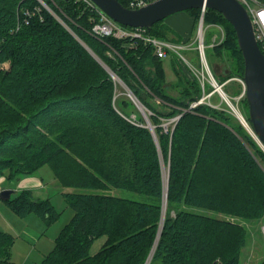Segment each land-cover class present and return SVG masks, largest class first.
I'll return each mask as SVG.
<instances>
[{"label":"trees","instance_id":"obj_1","mask_svg":"<svg viewBox=\"0 0 264 264\" xmlns=\"http://www.w3.org/2000/svg\"><path fill=\"white\" fill-rule=\"evenodd\" d=\"M117 1L132 9L134 0ZM43 2L55 15L38 0H0V178L20 180L48 166L60 186L72 190L63 196L74 215L41 264H146L162 219L164 168L166 213L150 264H240L246 230L195 210L263 222L262 147L226 110L206 103L191 108L211 88H203L190 69L174 62L176 82L168 83L153 46L96 38L94 14L83 4ZM26 11L34 14L28 18ZM191 11L200 19L201 10ZM205 24L225 30L215 50L227 51L234 69L224 81L244 78L233 24L208 8ZM169 33L159 22L146 31L174 42ZM107 68L144 105L157 141L135 103L118 96L120 83ZM179 116L166 130L163 125ZM112 189L146 199L115 196ZM4 202L22 218L34 214L48 225L59 218L50 199L35 198L30 190ZM15 240L0 232V264H11Z\"/></svg>","mask_w":264,"mask_h":264},{"label":"rangeland","instance_id":"obj_2","mask_svg":"<svg viewBox=\"0 0 264 264\" xmlns=\"http://www.w3.org/2000/svg\"><path fill=\"white\" fill-rule=\"evenodd\" d=\"M191 10H201V9L190 8L188 10H185L186 12L189 13L190 16L194 18L195 24L198 22L196 28L194 27V24L190 16L187 15L186 13H183L184 15L183 19L181 18V20L178 21L177 23L173 22V25L171 23L173 21V20L171 21V19L173 18H171L170 20L168 18L170 16L165 17L164 19L159 20L158 22L164 23L165 25L169 24V26H171L169 27L167 25L169 29L171 28L170 31L172 32V33H169L168 36L170 37V39H174V42L176 41H178L177 43L185 42L187 44L192 45L193 48H196V45H197L196 38H197L198 29L200 26V19H198L197 13H194ZM55 17L57 18L58 21H60L63 25H65V23L61 19H59L57 16ZM156 23H154L153 25H155ZM66 28L68 29L67 26ZM205 28H206L205 39H204L205 55L209 63V66L212 70V73L214 74L216 80L221 84L223 82H226L224 80L228 77L225 75V69L227 68L228 70H232L233 72L234 63L229 58L227 51H224L223 54L220 55L217 53L215 48L212 47L214 43V36L219 33L217 27L212 24L211 25L205 24ZM181 54L197 70H200V71L202 70V65L199 61V56L197 54V51L181 50ZM163 62H164V71L166 75V81L171 84L176 82V74L173 68L174 62L177 63L178 66L183 68L185 72H187V69H190L188 64L185 61H183L182 58L179 57L178 54L173 53V52H170L169 55L163 59ZM216 65L221 66V70L219 73L215 71ZM107 70L109 71L108 68ZM236 78H239V77H236ZM229 80L232 81L233 79L231 78ZM237 83L239 85L236 83L227 84L226 87L224 88V91L227 93L230 102L233 103L237 109H239L242 115L244 114L243 116H245V118L249 120L250 126L253 128L252 123L250 121V112H249V106L247 103V95L246 93H244L243 95V92H244L243 85L239 81H237ZM119 85L121 86V88L119 89L118 96L127 97L128 99L132 101L131 97L128 95V91L126 90V88L122 84H119ZM207 85L211 88L209 92L211 93L214 92V88L212 87L211 82H207ZM169 88L170 86L168 85L167 89ZM169 92L172 93L173 95H176V92L172 89H169ZM152 103H154V105H156L159 109H163V107L159 105L160 104L159 101L155 100ZM140 104L144 107L142 103ZM208 105L218 110H226L227 113L233 115L234 118L237 120V122L240 125H242V123L236 117L230 105L218 92L214 93L212 97L208 99ZM136 108L139 111V113L142 115V117L145 119L144 115L142 114L138 106H136ZM167 111L168 110H166L165 112ZM137 116L138 115L135 113L131 114V119L133 122L135 121L137 122L138 120ZM170 123L171 121L166 122L163 126L166 128L170 125ZM244 128L248 131V129L245 126ZM248 133L251 135L249 131ZM251 136L253 137V135ZM253 138L254 140H256L255 137ZM40 170L42 171V174L50 175L54 181V182L51 181L50 178L45 179L46 187L42 189L41 191H43V194H45L47 198H50L56 211L59 213V218L56 222L50 225L45 224L42 220H40L34 214H30L22 218V217H19L3 200L0 199V232L8 233L16 237V241L11 248V264H41L43 259L54 251L55 246H56L57 236L59 235L62 228L65 227L70 222L71 218L74 215V212L68 206L63 196V193L72 191V190L61 187L60 184L58 183L57 178L54 176L52 170L48 166H44ZM37 173L34 174L33 176H36ZM165 176H167V180H168V172H167V169L164 168V177ZM22 179L23 178H21L20 180ZM20 180H13V181L7 180L2 185H0V193L3 190H13L15 193L12 194L11 198H15V196L18 193L17 182ZM75 191L76 192H88V190H84V189H77ZM109 194H113L115 196L131 199V200H136V201H144L146 199L144 195H140V194H136L133 192L120 190V189H112L109 192ZM195 211L201 214H204V215L217 217L219 219L228 221L232 224L243 227L246 230L247 244H246V247L243 249L240 264H259L264 259V236L262 235L261 229H260L261 224H262V219L251 221V220H246L240 217L228 216L224 214H216L214 212H209L206 210H195ZM162 212H163L162 219L160 222V228H159L158 235L160 233L161 225L164 222L163 220L164 209ZM26 227H29L30 229L38 231V233L41 234V238L33 245L35 248H32L30 245L27 244V242L18 238V236L21 234V232L23 233ZM103 241H106V237L101 238L94 242L91 248V254H95L102 247V245L105 243V242L103 243ZM155 243L156 244L148 257L150 262L152 260L154 251L156 249L157 238H156Z\"/></svg>","mask_w":264,"mask_h":264},{"label":"water","instance_id":"obj_3","mask_svg":"<svg viewBox=\"0 0 264 264\" xmlns=\"http://www.w3.org/2000/svg\"><path fill=\"white\" fill-rule=\"evenodd\" d=\"M103 12L112 18L118 24L131 28H148L154 23L168 17L171 14L185 11L190 8L207 7L214 9L233 24L237 31L238 42L245 60L244 81L246 84L247 103L250 112V121L259 140L264 146V98L262 97L261 75L264 68V55L261 52L249 19L244 8L235 0H157L140 9H129L122 6L117 0H92ZM220 65L215 66V71L219 73ZM225 75L230 76V70L225 69ZM121 84L129 90L128 87ZM129 95V94H128ZM130 96V95H129ZM131 97V96H130ZM132 101L138 106L145 117L146 127L151 130L157 141L154 126L152 125L144 107L132 95ZM180 119V116H179ZM258 142V141H257ZM259 143V142H258ZM168 182V180H167ZM168 184V183H167ZM168 185L165 189L164 206L167 204ZM13 190H3L0 193V199L7 201L11 198ZM163 223L157 242L161 236ZM148 259L146 264H149Z\"/></svg>","mask_w":264,"mask_h":264},{"label":"built area","instance_id":"obj_4","mask_svg":"<svg viewBox=\"0 0 264 264\" xmlns=\"http://www.w3.org/2000/svg\"><path fill=\"white\" fill-rule=\"evenodd\" d=\"M41 5L47 9L49 12H51L53 15L54 12L51 11L49 6L43 2V0H38ZM77 3H81L85 6L86 9H88L91 13L94 14V17L91 19V22L93 23V27L91 30V34L99 39H105L108 37H114L116 39H140L144 41L146 44L151 45L155 49V54L158 58L164 59L166 58L170 52L176 53L179 55V57L182 58L183 61H185L190 71H192L198 78L199 81L204 88L207 82H211L212 87L214 88V92L205 93L198 101L197 103H194L191 108H195L197 105L206 103L208 104V99L212 97V95L216 92H218L223 98L224 96H227V93L224 91V87L230 82V80L219 83L214 74L212 73V70L209 66V63L207 61L206 55H205V25H204V14L206 12L207 7L201 8V17H200V26L197 32V38H196V48H193L190 44H178L175 42L167 41V40H160L155 37L146 35V31L148 28H132L128 29L124 27V25L118 24L115 22L112 18H110L105 12H103L92 0H74ZM157 1V0H134L131 3L132 9H140L142 7H145L149 5L150 3ZM237 1L246 11V13L249 16L254 36L256 39V42L261 50V52L264 55V0H235ZM38 11L40 9H37ZM34 13L31 11H26L25 15L30 18ZM219 31L218 34L214 36V43L212 45L213 48L221 45L225 39H226V33L225 30L219 26L215 25ZM181 50H195L197 51V54L199 56V61L202 65V70H197L192 64L189 63V61L181 54ZM3 65H0V69ZM113 79L115 81H118L120 84L122 81H120L115 75H113ZM233 80L239 81L243 85V95L246 93V84L244 81V78H232ZM211 80V81H210ZM123 83V82H122ZM128 94L132 97V92L130 90H127ZM134 96V95H133ZM132 99V98H131ZM179 120V117H176L171 120V123H174ZM136 125H139L138 123L134 122ZM170 123V124H171ZM168 127H166V130ZM261 233L264 236V221L261 224Z\"/></svg>","mask_w":264,"mask_h":264},{"label":"crops","instance_id":"obj_5","mask_svg":"<svg viewBox=\"0 0 264 264\" xmlns=\"http://www.w3.org/2000/svg\"><path fill=\"white\" fill-rule=\"evenodd\" d=\"M183 13H186L187 15H189L188 12H183V11H180V12H177V13H174V14H171L169 15L170 17L169 20L171 18V23L173 25V22L177 23L178 21L181 20V18L183 19L184 18V15ZM174 16V17H173ZM177 16V17H176ZM186 16V15H185ZM190 16V15H189ZM175 18V19H174ZM193 24H194V27L196 28L197 26V23L195 24V21H194V18L192 16H190ZM169 26V24H167ZM171 27V26H169ZM171 29V28H170ZM185 43V42H184ZM179 44V43H178ZM180 44H183V43H180ZM187 44V43H185ZM43 170V169H42ZM40 172V173H39ZM36 176H32V177H24L22 180L18 181L17 182V195L19 194V192H21L22 190H30L34 193L35 197L36 198H39V199H50V198H47V196L45 194H43V191H41L42 189H44L46 187V180L45 179H48L50 178L51 181H53V179L51 178L50 175H47V174H42V171L40 170ZM7 180L5 178H0V185H2L4 182H6ZM54 182V181H53ZM48 186V185H47ZM15 193V192H14ZM16 195V196H17ZM15 196V197H16ZM40 219V218H39ZM42 220V219H40ZM45 224H47L44 220H42ZM48 225V224H47ZM19 239H22L24 240L25 242H27L28 245H30L32 248H35L33 245L41 238V234L38 233V231H35L33 229H30L29 227H26L23 231V233L21 232V234L18 236ZM16 241V240H15ZM105 241H103L104 243ZM98 252V251H97ZM96 252V253H97ZM95 253V254H96ZM91 255H94V254H91Z\"/></svg>","mask_w":264,"mask_h":264},{"label":"bare ground","instance_id":"obj_6","mask_svg":"<svg viewBox=\"0 0 264 264\" xmlns=\"http://www.w3.org/2000/svg\"><path fill=\"white\" fill-rule=\"evenodd\" d=\"M261 87H262V97L264 98V68L262 70V75H261ZM224 99L227 101V103L230 105L232 110L234 111L235 115L238 117L239 121L242 123L243 126H245L249 132L255 137V139L259 142V145L262 147L264 150V146L259 140L257 134L255 133L254 129L250 127V122L247 121L245 116L242 115V113L239 111V109L236 108V106L230 102L229 98L227 96H224ZM229 101V102H228ZM165 185L167 186V176H165ZM166 213V207L164 208V215Z\"/></svg>","mask_w":264,"mask_h":264}]
</instances>
